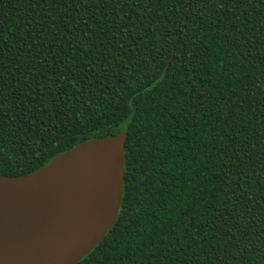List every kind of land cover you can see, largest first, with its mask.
Segmentation results:
<instances>
[{
    "label": "trees",
    "instance_id": "obj_1",
    "mask_svg": "<svg viewBox=\"0 0 264 264\" xmlns=\"http://www.w3.org/2000/svg\"><path fill=\"white\" fill-rule=\"evenodd\" d=\"M120 132L76 264H264V0H0V175Z\"/></svg>",
    "mask_w": 264,
    "mask_h": 264
},
{
    "label": "water",
    "instance_id": "obj_2",
    "mask_svg": "<svg viewBox=\"0 0 264 264\" xmlns=\"http://www.w3.org/2000/svg\"><path fill=\"white\" fill-rule=\"evenodd\" d=\"M126 133L83 142L28 175H0V264H76L116 221Z\"/></svg>",
    "mask_w": 264,
    "mask_h": 264
}]
</instances>
